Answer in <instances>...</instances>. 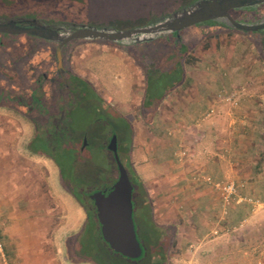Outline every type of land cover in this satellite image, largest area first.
Listing matches in <instances>:
<instances>
[{
	"label": "rangeland",
	"instance_id": "374dc122",
	"mask_svg": "<svg viewBox=\"0 0 264 264\" xmlns=\"http://www.w3.org/2000/svg\"><path fill=\"white\" fill-rule=\"evenodd\" d=\"M192 1L0 0V142H3L0 146V264H10L3 256L4 246L13 248L30 242L32 236H37V230L41 231V237L38 236L40 252L56 254L59 248L60 256H64L65 236L59 234L61 245L51 244L48 240L54 227L49 223L45 227L33 226L32 222L67 221L69 226L79 225L75 231L83 223L80 242L84 252L96 250L108 257L103 252L106 245L98 234L94 206L87 196L91 191L110 187L117 179L116 162L106 147L110 133L116 135L120 162L129 164L130 152H123L129 150L131 130L122 127V116L107 102L101 90L90 89L87 80L97 83L104 77L108 82L120 81L118 66L107 61L123 60L112 52L113 47L114 52L121 54L119 52L123 51L145 67L148 75L145 95H150L152 100L155 95L158 100L178 85H170L168 73L182 63L185 54L180 48L189 50L195 60L206 51V59L216 40L218 44L222 40L231 51V57L227 55L230 62H226L229 76L240 78L242 68L245 77L256 78L257 90L264 92V31L252 30L242 35L245 41L248 37L258 46V65L254 57L249 59V43L236 33L237 29L226 21V16L184 27L176 31L177 37L171 31L148 32L187 8ZM249 6L234 7L227 13L241 24L253 25L264 20V3ZM80 28L127 35L117 40L104 36L72 39L61 46L58 64V41L46 37ZM227 31L230 33L224 36ZM235 65L239 69L234 68ZM59 69L64 71L61 76ZM81 73L86 77L82 81L79 80ZM182 76L181 87L186 84ZM250 83L252 85L253 81ZM232 105L235 106V102ZM128 167L134 169L131 164ZM255 187L258 193L251 197L255 204H263L264 176ZM136 207L134 203L133 220L137 239L145 248L144 258L132 263L114 252L108 259L114 264H173L176 248L170 239L172 229L168 228L170 231L166 233L152 224V209L147 203L139 206L138 202L140 212ZM258 216V220L264 221V205L258 207ZM10 222H30L29 227L23 229L14 227L26 232L23 235L16 232L12 244L7 239L2 240V224ZM68 230L62 231L66 234ZM90 230L96 237L94 242L88 234ZM161 236L162 241L159 240ZM220 240L228 245V251L238 252L241 241L235 232ZM258 240L261 242L262 235ZM25 248L20 246V252L26 251ZM214 249L215 253L226 250L218 245ZM75 257L74 254L73 259ZM98 257L100 264H113ZM210 262L213 260H197L194 264Z\"/></svg>",
	"mask_w": 264,
	"mask_h": 264
},
{
	"label": "crops",
	"instance_id": "0c3cea01",
	"mask_svg": "<svg viewBox=\"0 0 264 264\" xmlns=\"http://www.w3.org/2000/svg\"><path fill=\"white\" fill-rule=\"evenodd\" d=\"M222 42H210L213 46L210 57L205 59L207 52L204 51L198 57L200 60L180 64L186 84L179 85L180 76L175 81L178 85L158 100L156 95L153 100L150 95H145V67L123 51L119 52L122 55L114 52L115 47L112 52L122 56L123 60L107 61L118 66L120 81L108 82L104 77L97 83L87 80L90 89L101 90L107 102L122 116L124 124L128 125L122 124V127L131 130V141L127 143L129 150L123 153L130 152L129 164L134 167L140 182L132 193V202L136 209L138 202L139 206L150 205L152 224L157 229L166 233L170 231L168 228L172 229L170 239L176 248L173 264H194L197 260L209 259L213 262L207 264H264V221L258 220V207L264 203L255 204L252 198L258 193L256 183L264 176V137L261 136L264 134V100H261L264 92L257 90L256 78L245 77L241 66L240 78L229 76L226 62H230L231 51ZM241 44H244L242 40ZM247 47L249 59H254L258 65L259 48L253 42ZM227 55L230 56L227 58ZM234 68L239 69L238 66ZM83 78L81 73L79 80ZM251 81L254 85H249ZM234 102L235 106L232 105ZM228 105H231L230 110ZM207 176L214 182H235L237 194L245 195L246 200L233 199L225 204L220 191L205 181ZM28 223L2 224V240L7 239L12 244L15 233L23 235L26 230L22 229L29 227ZM47 223L54 227L49 243L60 244L59 234L65 236L64 256H60L59 248L56 254L40 252L38 236L41 231L37 230V236H32L30 242L20 244L21 248L27 245L26 251L20 252L18 244L14 250L4 246L3 256L10 264H97L93 259L96 251L84 252L81 245L83 223L75 231L79 225L69 226L67 221L32 222L33 226L39 227L48 226ZM16 226L22 229L15 230ZM63 229L69 230L64 234ZM233 232L241 241L237 253L228 251V245L220 240ZM88 234L94 242L96 237L92 236L91 230ZM259 235H262L261 242ZM162 239L163 236L159 240ZM216 245L226 250L215 253Z\"/></svg>",
	"mask_w": 264,
	"mask_h": 264
},
{
	"label": "water",
	"instance_id": "95a60500",
	"mask_svg": "<svg viewBox=\"0 0 264 264\" xmlns=\"http://www.w3.org/2000/svg\"><path fill=\"white\" fill-rule=\"evenodd\" d=\"M262 2L264 0H198L192 7L182 9L180 13L177 12L157 27L149 29L148 32L158 31L163 33L165 31H178L184 27L222 16H226L237 28L256 30L263 28L264 22L255 25L241 24L232 19L227 11L234 7L254 5ZM51 35H48L46 38L58 41L56 53L59 61L58 64H60V48L72 39L102 38L104 36L109 40H117L126 36L127 33H106L80 28L68 34H60V36L56 33ZM107 149L111 151L116 162L118 170L117 179L107 192L94 191L90 194V199L93 201L95 207L96 218L100 225V233L103 241L113 252L127 259L135 260L141 256L143 247L137 239L133 220V187L127 170L117 155L116 135L111 137Z\"/></svg>",
	"mask_w": 264,
	"mask_h": 264
},
{
	"label": "trees",
	"instance_id": "16d2710c",
	"mask_svg": "<svg viewBox=\"0 0 264 264\" xmlns=\"http://www.w3.org/2000/svg\"><path fill=\"white\" fill-rule=\"evenodd\" d=\"M198 0H196V1H192L190 4H189V6L188 7H192L194 4H195V2H197ZM262 3H264V2H262ZM262 3H259V4H262ZM259 4H254V5H250L249 7H253V6H256V5H259ZM187 7V8H188ZM181 10H179L178 12H180ZM172 17V16H171ZM232 18V17H231ZM228 20V22H230V20L228 19V18H226V21ZM264 22V20H262V21H259L258 23H256V24H261V23H263ZM231 23V22H230ZM232 24V23H231ZM244 24V23H243ZM233 25V24H232ZM255 25V24H254ZM233 27L235 28V30L237 29V31H236V33H239L241 36L245 33L246 34V32H253V31H255V32H263L264 31V27L263 28H258V29H256V30H243V29H240V28H237L235 25H233ZM171 33L173 34V36H175V37H177V33H176V31H171ZM227 34L228 33H230V31H227L226 32ZM63 34H68V33H63ZM62 34V35H63ZM250 39H248V42L250 43ZM252 42V41H251ZM258 47V46H257ZM180 50L181 51H183L184 52V54H185V56L183 57V60H182V63H181V65H184V64H190L193 60H194V58H192V56H191V52H189V50H187L186 48H184V49H182V48H180ZM168 73V72H167ZM182 73H183V68L182 67H180V65L179 66H176L174 69H173V71H171V72H169L168 73V75H170L169 77H170V81H171V83H170V85L171 84H175L176 82V79L177 78H179L181 75H182ZM62 74V72L60 71V75ZM148 76V75H147ZM75 89L77 88V87H74ZM79 91V90H78ZM79 92H82V91H79ZM85 93V92H84ZM121 119H122V124H124V122L125 121H123V118L121 117ZM126 127H128V125L125 123L124 124ZM127 131H128V129H127ZM112 135V133H110V135H109V137ZM41 139V138H40ZM42 140V139H41ZM43 141V140H42ZM46 147H47V145H46ZM46 147H44V149L46 148ZM118 158H119V156H118ZM120 160V159H119ZM124 165V167H126L127 169L126 170H129V167L128 166H130V164H128V163H125V164H123ZM129 172H130V174H128V176H129V179H130V182H131V184H132V187H133V190H132V193L135 191V188L137 187L138 188V186L140 185V182H139V178H138V175L136 174V172L134 171V169H132L131 167H130V170H129ZM127 173H128V171H127ZM132 201H133V199H132ZM134 205V204H133ZM94 211H95V208H94ZM95 213H96V211H95ZM97 224H98V234H99V237H100V239L102 240V242H104L103 241V239H102V237H101V233H100V225H99V223H98V221H97ZM93 242V241H92ZM94 244V243H93ZM104 244L107 246L106 248H105V250L103 251V252H105L107 255H108V257L109 258H111V253L112 254H114V252L108 247V245L104 242ZM140 244H141V246L143 247V245H142V243L140 242ZM94 246V245H93ZM94 249V248H93ZM98 250V249H97ZM109 250V251H108ZM96 251V250H95ZM111 252V253H110ZM98 252L96 251V253L94 254V256H93V259H94V261H96V263L97 264H100L98 261V256H100V258H103L105 261H108L109 263L111 262V263H113L112 261H110L109 259H108V257H105V256H103L102 255V252H100V253H98ZM145 253V248L143 247V251H142V254H141V256L139 257V258H137V259H135V260H133V261H135V262H138V261H140L141 259H143L144 258V254ZM121 256V255H120ZM122 258H125V257H122ZM114 264V263H113Z\"/></svg>",
	"mask_w": 264,
	"mask_h": 264
},
{
	"label": "built area",
	"instance_id": "2783aa9c",
	"mask_svg": "<svg viewBox=\"0 0 264 264\" xmlns=\"http://www.w3.org/2000/svg\"><path fill=\"white\" fill-rule=\"evenodd\" d=\"M205 181L213 184L220 191L221 198L225 204H229L233 199L238 202L246 200L245 197L237 194V187L233 181L214 182L209 176L205 177ZM248 200L251 201V199Z\"/></svg>",
	"mask_w": 264,
	"mask_h": 264
},
{
	"label": "flooded vegetation",
	"instance_id": "af4514ba",
	"mask_svg": "<svg viewBox=\"0 0 264 264\" xmlns=\"http://www.w3.org/2000/svg\"><path fill=\"white\" fill-rule=\"evenodd\" d=\"M60 69H61V68H60ZM60 69H59V70H60ZM60 71H61V72H64V71H62V70H60ZM60 71H58V72H59V73H58L59 76H61V75H60ZM112 136H113V134H112V135L109 137V139L107 140V145H108V143H109V141H110V139H111ZM107 145H106V147H107ZM111 154H112V153H111ZM117 155H118V150H117ZM112 157H113V154H112ZM113 159H114V158H113ZM114 161H115V160H114ZM111 186H112V185H111ZM111 186H110V187H111ZM110 187H108V188H102L100 191H102V192H107V191L110 189ZM94 191H96V190H94ZM94 191H91V193H93ZM91 193H89L88 196H87L89 199H90V194H91ZM90 200H91V199H90ZM91 202H92V204H93V201H92V200H91ZM93 206H94V204H93ZM94 208H95V207H94Z\"/></svg>",
	"mask_w": 264,
	"mask_h": 264
}]
</instances>
